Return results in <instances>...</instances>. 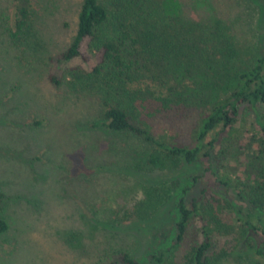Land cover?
Returning <instances> with one entry per match:
<instances>
[{
    "label": "rangeland",
    "instance_id": "rangeland-1",
    "mask_svg": "<svg viewBox=\"0 0 264 264\" xmlns=\"http://www.w3.org/2000/svg\"><path fill=\"white\" fill-rule=\"evenodd\" d=\"M99 1L109 11L107 34L126 9L137 12L140 25V14L147 15L164 37L171 34L172 54L185 67L198 64L188 54L196 40L209 45L211 66L217 61L233 74L264 53V0ZM29 2L26 39L14 42L8 30L16 3L0 0V217L7 224L0 264H113L124 252L142 264H192L188 249L201 240L204 223L211 264H264V248L257 253L241 220L247 200L264 201L255 182L264 183V142L254 112L244 108L213 150L215 184L200 162L167 156V167L155 169L146 161L150 145L102 126L107 105L121 106L155 136L188 144L200 103L164 106L149 81L130 82L107 67L90 73L99 53L87 40L86 59L58 63L76 33L82 0ZM179 75L185 83L195 72ZM198 195L202 216L191 217L185 239L174 245L178 203Z\"/></svg>",
    "mask_w": 264,
    "mask_h": 264
},
{
    "label": "trees",
    "instance_id": "trees-1",
    "mask_svg": "<svg viewBox=\"0 0 264 264\" xmlns=\"http://www.w3.org/2000/svg\"><path fill=\"white\" fill-rule=\"evenodd\" d=\"M14 1L16 3L14 29H9L8 32L14 42H20L26 39V31L31 19L30 2L29 0ZM126 11L115 18L114 33L109 35L105 32V27L109 24L107 8L99 0H82L76 33L71 43L56 56L57 62L64 63L75 58L86 59L82 45L87 40L89 47L99 53V60L90 73L98 75L107 67L119 75H125L130 82L149 81L147 89L153 96L158 97L159 102L164 106L179 102L184 104L188 102L189 106L195 102L200 103L201 111L192 132L191 142L188 144L155 136L148 128L134 124L131 114L115 104H109L105 108L102 126L110 131L131 133L150 145L152 149L146 161L151 167L158 170L165 169L168 165L167 156L181 158L189 164L200 162L205 166V171L211 172L208 177L209 182L215 184L218 178L211 171L212 152L224 134H231L235 130L236 123L242 118L244 108L247 107L254 112V123L264 142V53L250 68L233 74L230 72L231 69L226 65H218L217 61L211 66L209 54L206 53L209 45L196 40L193 45L188 46V54L195 57L198 64L196 68L190 63L185 67L180 57L172 54L174 47L171 46L176 44L170 38L171 34L164 37L156 22L147 15L143 19L140 14L139 19L145 21V24L140 25L142 23L138 20V16H135L137 12L130 14ZM175 36L179 42L180 35L175 34ZM210 51L214 52V50ZM199 52L207 55V59L204 60L203 54ZM192 69L195 75L190 76L183 83L179 74L185 70L190 73ZM171 74L173 77L170 76ZM52 79L55 80L54 76ZM260 106L263 107L262 112L259 111ZM40 123L39 120L33 122L35 125ZM255 182L259 190L264 188V183L259 179ZM4 196L0 189V210ZM247 203L249 208L241 220L249 236L254 239L257 253L261 254L264 248V201L262 199L259 205H256L251 199L247 200ZM178 210L174 245L180 244L185 239L191 217L202 216L200 213L202 197L194 196L188 202L180 200ZM206 225L204 223L201 230V240L193 242L188 249V257L192 264H211L208 250L212 242ZM6 229L7 224L0 217V232ZM159 255L157 259L162 257L161 252ZM154 257L156 258L152 255V258ZM112 263L142 264L126 252L121 253Z\"/></svg>",
    "mask_w": 264,
    "mask_h": 264
}]
</instances>
